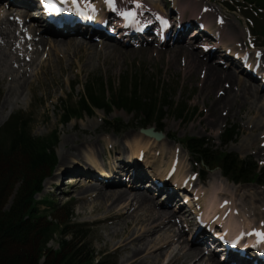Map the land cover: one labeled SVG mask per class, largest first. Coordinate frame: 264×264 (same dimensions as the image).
<instances>
[{
    "label": "rangeland",
    "instance_id": "obj_1",
    "mask_svg": "<svg viewBox=\"0 0 264 264\" xmlns=\"http://www.w3.org/2000/svg\"><path fill=\"white\" fill-rule=\"evenodd\" d=\"M211 1L214 2L212 7H214L217 12H221L228 23L226 27H221L223 32L226 33V36L224 37H226L225 39L228 45L233 43L236 47H241L246 39L245 35L248 28H251V30L257 34L258 37L256 39L258 45H264V36L262 37L261 32L256 29L257 20H255L253 15L255 21V27H253L247 20V17L251 15L248 14V10L245 7H238L236 4H233L235 10H231L232 8L230 7V9L225 3L226 0ZM148 2L156 4L158 8L163 9L162 4L165 0H148ZM208 2L209 0H202L199 6L194 9L192 8L195 10V14L199 12L201 4L207 5ZM11 13L12 12H10V14ZM14 15L15 14L13 13L11 15H7L4 11L2 12L0 10V18H4L5 16H10L11 18ZM194 17L195 16L191 13L187 16V18ZM214 19L215 17L213 15V20L211 21L212 25L215 23ZM11 21V25L7 23L10 27L6 25L4 28L9 33L10 44L7 45V48L4 47L3 49H0V64H3L0 68V99H2L5 95H3L2 90L8 86L11 79V72L14 69L19 70L20 75L23 72H26L23 79L26 83L37 85L38 81L36 74L38 71H41V65H54L55 77L61 80L62 86H57L52 96H48L42 88L37 91L30 92L28 87H25L22 95L17 98L11 106L4 111H1L0 109V128L4 126L13 115H19L32 120L31 129L34 136L48 137L51 136V134H54L58 137V144L55 149L58 158V166L45 180L44 191L42 194L37 195V200H44L45 197V200L53 202L52 204H49L48 201H44L45 205H42L41 207V210H44L43 215L47 212L50 213L47 217L48 220L56 218L57 222L63 223L64 225L67 221L69 228L76 222L82 224L80 234H86L85 242L93 251V256L96 262L107 259L115 261L116 264H129L127 262L129 254L127 252L121 253L115 251V247H117L115 245H117L121 240L119 238L120 236H117L116 234L123 230L125 224H118L112 220L97 221V218L106 214L108 208H103L97 213L93 212V207L100 202L95 199L97 191L93 192L91 190L87 192L86 195H80L78 193L79 189L74 188L73 190V188L68 186L67 183L70 181V176L73 175L84 177L83 180L87 183L83 184L87 185L91 182L96 183L99 170V165H97L98 163L106 166L108 169L118 168L122 170L124 166H127L128 164L126 165L127 162L123 161V158L139 154L137 139L139 138L138 134H142L140 129L143 123H145V120L136 119L133 114H128L127 112L119 109L114 110L110 116L108 115L106 117L102 110L97 109L92 116L84 115L82 118L72 119L67 124H61L62 107L75 106L80 94L84 92V85L87 81L97 80L101 82L104 80V82L109 85L111 83L118 82L121 76L124 78H135V76L143 75L145 78H150L154 81L155 84L158 85V89L160 87L167 90L169 89L173 98L171 100L180 102L183 101V104H186L190 109L196 108L195 115L188 123L182 121L172 113H168V109L165 111L168 113L167 116L157 122L156 125L158 126V129L163 130L160 133H168V139L158 145H149V147L142 150L146 151L150 148L148 150V154L153 166L156 167L154 170L155 176H157V174H164L169 166L171 167V159L174 155L172 151L173 148L181 145L180 140H183L188 136H197L206 139V142L210 144L220 146L221 134L223 130L226 127L230 128L231 126L237 127L239 136L236 141L231 142L228 146H226L227 151L237 154L241 159L251 160L252 163H257L261 167L264 166V147L261 146V142L264 141V114L259 116L256 113V110L258 111L261 103L264 104L262 95L264 91L260 94L261 101L259 100L256 103H253L252 99H250L249 102L246 101L244 105H240L237 101H234L233 103L235 104L233 112L230 111L226 116H224L223 113L224 108L220 107V110L218 111L220 115H222V118L215 124H212L209 122L208 118L212 113V101L215 98L218 99L219 95H221L219 92L232 88L234 92L232 91L231 97H234L237 94L241 97L240 94H242L243 90L242 85L245 86V84L242 83V85H232L231 82L225 81L220 85H213L211 88L204 89L202 87L204 69L201 67L198 68V71H196L197 73L192 72L191 67L188 65L185 58V53L182 52L177 54V50L169 48V46L164 48L149 44L139 48L134 45H120L116 42V40L105 41H108V43H115L119 47H115L116 50L113 48H107L106 46L103 47L101 43L93 41L97 44V51L102 53L101 61L97 59L93 60L91 66L85 72H80V68H72L69 72L61 74L58 63V54L64 57L65 67H69V60L73 59L69 57L72 50L69 51L65 46L51 48L49 44L39 48L38 51H35V54L30 52L29 49V55L34 57L33 61L29 62L28 65L24 67L23 71H21L22 69L20 70V67H16L17 65H14V61L15 58L18 57L22 60L25 58L24 52L28 45L25 44L23 46L24 40L22 39V45L19 47V50L15 49L18 45H13V40L18 36L22 37V34L20 29H18L14 24L13 18H11ZM259 23L261 22L257 23V28H260L261 24L259 25ZM232 30H235V33H229ZM233 35H235V37H233ZM202 42L203 39L198 40L194 50L191 48L187 49L189 51H196L199 57L203 59V61H206L208 56L199 47V44ZM1 45L6 46L5 44ZM11 53L13 55L11 58L8 56L6 57V55ZM48 54L50 55V58L47 59ZM92 55L93 54L90 53V56ZM105 59L108 60V64L104 63ZM207 62L209 64L212 63V61ZM107 65H111L112 67L107 69ZM219 67L221 70H229V68L225 65H220ZM3 78H6V80ZM243 78L247 79L245 77ZM42 80H45L44 76H42ZM247 81L250 82L248 79ZM75 83L78 84L75 88H73ZM56 85H59V83ZM47 89L50 91L51 87L46 85L44 90L47 91ZM158 91H160V89ZM115 118L122 121L118 122V124L116 122L117 120H114ZM107 121H113L122 129L120 131L115 130V128L107 124ZM132 129H136L137 134H134L135 131H133V136L130 135V131ZM127 133L130 134L125 137ZM90 136H93L96 144L89 148H87V146L82 147V151H84V158L85 160L87 159L88 162H81L76 158L77 156L72 158L67 156L66 161L60 155L62 151H66V149L79 144V141H83L84 137L90 138ZM129 136L132 137L131 140L129 139ZM163 137L164 136H161L162 140L165 139V137L164 139ZM69 138L70 142L67 143ZM133 144L136 147V150L133 149ZM182 149L184 151L180 153V158L182 161L181 164L183 163V168L181 167L178 170L180 173H184L185 170H188L187 161L191 157L183 147ZM260 153H262L261 156ZM64 164L69 165L63 166ZM191 165L194 167V170L202 171L201 165H196L193 161H191ZM138 167L142 168L141 172L138 171V175H145L154 169H146L147 167L144 166L143 163L138 164ZM138 167L137 169L140 170ZM2 168L4 173L2 176L5 183L3 185V190L5 191L6 196L2 199V203H0V205L2 204L3 209H9L10 206L14 204L16 192L20 185L18 179L23 175L22 172L25 168L21 158H14L11 161L9 169L8 163H4ZM63 169H65L66 174L60 175V172ZM71 169L77 170L78 172L76 174L69 173L71 172ZM219 171V168L204 172L202 171V176L207 178V180L206 182L204 181L201 184H198V186L199 189L206 190L207 198L211 197V192H213L212 190H215V185L217 183L224 182L223 178L219 175ZM126 177V175H124V177L116 175L114 180L119 181L125 179ZM213 181H215V184ZM138 182L139 183L134 184L131 189H128L131 195L133 192L139 191L138 188L145 190L142 182ZM204 184H206V186ZM239 185H242V187H240L241 189L238 187V184H236L238 189H233V192L226 190L222 192L223 195L219 192L218 195H220V197H233L236 207L240 208L244 215H246L244 219L247 217L252 222L255 221L258 223L259 220H262L259 218L264 216V186L257 182L240 183ZM52 186L56 187L53 188ZM111 188H118V186ZM78 196L83 198L80 200ZM154 197L156 205L159 209L167 208L164 206L166 204L165 197L161 195V193L155 194ZM171 204L172 205L169 209L176 210V208H173L175 206V202H171ZM50 205H52V207H48ZM106 205H108V203ZM116 210H119V208H115V211ZM177 216L178 217L174 218V222H176L177 225L175 230L178 232L179 229H182L181 232L184 237L189 239L188 241L191 244L190 240L192 238V233L186 226H184V221H182L183 225H181V222L179 221L180 217L179 215ZM172 235L173 232L167 234V236L170 237ZM60 238H62L60 234H55L52 240L48 243V247L52 248L53 251L58 249V242ZM66 238L71 239V234H69ZM149 238L150 237H146L141 241L143 242ZM179 245L178 241L173 239L170 244H165V246L162 247L164 254L158 260V264H165L169 257L178 250ZM153 253L155 252L152 250L142 253V257L146 264H149L154 260ZM204 256V258H206L211 255L204 254Z\"/></svg>",
    "mask_w": 264,
    "mask_h": 264
},
{
    "label": "trees",
    "instance_id": "obj_2",
    "mask_svg": "<svg viewBox=\"0 0 264 264\" xmlns=\"http://www.w3.org/2000/svg\"><path fill=\"white\" fill-rule=\"evenodd\" d=\"M117 83L106 86L104 82L95 81L87 84L85 94L80 96L77 105L63 108V123L84 113L92 115L93 108L103 109L108 115L114 108L134 112L141 119H148L146 124L164 119L166 109L185 122L195 114L196 108L190 109L183 101L171 100L169 89L160 87L158 91V85L150 79L121 77ZM108 123L115 127L112 122ZM235 134L234 128L228 129L223 134L224 144L232 141ZM57 142L58 137L54 134L34 136L31 120L24 116H12L0 129V203L6 196L3 164L8 163L9 169L14 158H21L25 168L18 179L20 185L14 204L9 209L0 205V264H116L107 259L95 263L93 251L85 242L86 234H80L82 224L73 223L69 228L67 221L64 225L56 218L48 220V212L43 215L44 210H41L36 195L43 191L44 179L57 166ZM184 142L198 161L217 164L236 181L264 178V170L256 172V165L250 167L247 162H240L235 154L213 150L202 139L190 137ZM55 234H60L62 238L59 239L58 249L53 251L48 243ZM69 234L71 239L66 238Z\"/></svg>",
    "mask_w": 264,
    "mask_h": 264
},
{
    "label": "bare ground",
    "instance_id": "obj_3",
    "mask_svg": "<svg viewBox=\"0 0 264 264\" xmlns=\"http://www.w3.org/2000/svg\"><path fill=\"white\" fill-rule=\"evenodd\" d=\"M8 1H10L11 3L15 2L14 0H8ZM184 2L186 4H189L192 1L185 0ZM182 5L184 6L183 3H182ZM198 5H199V2H196V0H193L192 7L195 8ZM0 8H1V6H0ZM34 14L38 15V17L42 18V14H40V13L38 14L36 12ZM204 16L206 18L207 17L213 18V16L210 14H205ZM100 17H105V16L103 14V15H100L99 18ZM215 17H216V15H215ZM7 21L9 22V20H7ZM10 24H11V22H10ZM3 26H4L3 21H1V23H0V38L6 39L7 40L6 44H7L9 42V39H8L9 33H7V31L5 32L3 30ZM46 29H48L47 32H51L49 29H52V27L50 25H48V27H46ZM53 31H55V30L53 29ZM51 33H53V32H51ZM54 33L63 34V32H60V31H55ZM184 33H186V31L181 32V34H184ZM229 33H234V31H231ZM233 37H235V35H233ZM82 38H85V39H82ZM86 39H88V40H86ZM38 42H39L38 45H41V46L45 43V45L49 44L51 48L65 46L68 48L69 51L72 50L69 54V57L73 58V59L69 60V67H65L64 57H62L58 54V63H59V69H60L61 74H65V73L69 72L72 68L73 69L74 68H80V72H85L91 66L93 60L97 59V60L101 61L102 53H99L97 51V44H95L93 42L91 35L88 37V34H85L84 37H81V38L78 36H71V37H67V38L66 37L48 38V39H45L43 37H39ZM103 42H105V41H103ZM103 42L101 43L103 47L106 46L107 48H113L115 50H116L115 47L119 48L115 43H110V42L108 43V41L105 43H103ZM3 48L4 47L2 45H0V49H3ZM169 48L176 49L177 54L182 53V52L185 53V55H186L185 58L188 62V65H190L192 72L198 71V68H201V67L204 69V71L206 72L205 77L202 81V87L204 89L205 88H207V89L211 88V87H213V85L214 86L220 85L225 81L231 82L232 85H242V83L245 84V86L242 85L243 90H242V94H240L241 97H239L238 94L235 95L234 97H231V94L233 91V89L231 88V89L223 90L224 92L221 95H219L218 99L215 98L212 101V106H213L212 107V113H211V116L208 118L210 123L215 124L219 119L222 118V115H220V113L218 111V110H220V107L224 108L223 113H224V116H226L230 111L233 112V108H234V104H235V103H233L234 101H237V103H239L240 105H244L246 103V101L249 102L250 99L253 100L252 101L253 103L258 102L261 99V95H260L261 91H259V88L257 87V85H255L251 82H248L247 79L243 78L244 77L243 75L238 74L235 70H233V69H229L228 71L221 70L218 65L212 64V63L209 64L207 62L208 59L206 61H203V59H201L199 57V55L196 53V51H189L185 45L178 44L176 46H172ZM185 50H186V52H185ZM187 52H188V56H187ZM90 53H92L93 55L90 56ZM7 56H9V55H6V57ZM18 61L21 63L22 68H24V64L22 63V61L21 60H18ZM104 63L108 64V60L105 59ZM116 64H118V63H116ZM25 65H27V64H25ZM2 66H3V64L2 65L0 64V68ZM111 67H112L111 65H107V69H109ZM24 74H26V72H23L20 75V71L15 70V69L11 72V79L9 81L8 86L2 90L3 95L4 94L5 95L2 99H0L1 111H4L9 106H11L15 102V100L22 95L25 87H28L30 92H34V91H37L38 89L42 88V90L45 91L48 96H52L55 88L57 86H62L61 80L55 77L54 65L51 66V64H42L41 65V71H38L36 74V78L38 81L37 85H33L32 83H26V81L23 80ZM42 76H44L45 80H42ZM3 79L6 80V78H3ZM57 83H59V85H56ZM46 85L51 87L50 91H48V89H47L48 92L46 90H44ZM262 95H263V99H264V93H262ZM236 106H237V104H236ZM256 113L259 116L261 114H264V104L261 103V106L258 109V111L256 110ZM253 128H255V127H253ZM135 130L136 129H132L130 131L131 134L127 133L125 137H127L129 134L133 136L132 133ZM156 130H157V128H156ZM134 134H137V133L135 132ZM166 134H168V133H166ZM138 135H139V138L137 139V142H138L137 144L139 146L140 152L142 151L141 149H146L147 147H149V145H151V146H153L154 144L158 145V144L162 143L163 141H165L166 139H168L166 137L164 140H156L155 138H152L150 136H146L144 134H138ZM129 139L131 140L132 137L129 136ZM78 140H81V139H78ZM69 142H70V138L67 141V143H69ZM95 144H96V141L94 140L93 136H90V138L84 137L83 141L81 140V142L79 141V144H77L76 146L70 147L69 149H66V151H62L60 153V155L66 161H67V158H66L67 156H70L71 158L74 156H77L76 158L78 160L86 163L88 161H87V159L85 160V158H84V151H82V147L87 146V148H89ZM132 147L134 150H136V147L134 146V144L132 145ZM260 151L262 152L261 149H260ZM172 152L174 155H177L179 153V151H177L176 147L173 148ZM262 153H260V156L262 155ZM139 155H140V153L137 154V156H139ZM64 160H63V162H64ZM149 162H151V161L149 160ZM68 165L69 164H67V165L64 164L63 166H68ZM97 165H99V167L102 166L100 163H98ZM75 167H73V168H75ZM63 168H65V167H63ZM72 169H71V172H69V173L76 174L78 172L77 170H72ZM185 172H187V170H185ZM185 172H184V174H186ZM60 173H61V175L66 174L65 169H63ZM152 174L155 177V179L162 178L161 174H157V176H155L154 171ZM104 175L107 176L105 178V182H111L110 184L104 185V183H101V182L100 183L91 182L92 183L91 184L89 182L90 184L86 185V184H83V183H87L86 181L83 180L84 177H77V175L70 176V181L75 182V184L72 186V188H73V190H74V188L79 189L78 193L80 195H86V193L91 191V190L93 192L97 191L95 199H97V201H100V202L96 206L93 207V212L97 213L98 211H101L103 208L108 207L106 214L102 217L97 218V221L112 220L118 224L119 223L125 224V226L123 227V230L116 234L117 236H120L119 238L121 240L119 241V243L117 245H115V246H117V247H115V251L121 252V253L127 252L129 254L128 258H127V262L129 264H146L145 260L142 257V253L149 251V250H152L155 252V253H153L154 254V260L151 261L149 264H158V260L164 254V250L162 247L165 246V244H170L172 242V239L178 241V243L180 245H179L178 250L169 257L168 261L165 264H224V262H220L217 259H215L214 255L204 258L205 257L203 254L204 246L201 243H197V242L192 241L193 244L192 243L190 244L188 241L189 239L184 237L183 233L181 232L182 229H179L178 232L175 230L177 225H176V222H174L175 221L174 218L177 217L178 211H183V208H179L178 210L174 211L172 209H169L168 206L172 201L173 202L177 201L175 203H178L179 207L183 206L182 202L180 201V194L179 193L175 192L174 190H172V193L176 194L177 196H174L172 193H170V194L168 193V195L166 196V199H165V201L167 203V204H165V206L167 208L166 209H159L156 205L154 194L151 195L150 193L148 194L145 191L139 190V191L133 192V194L131 195L129 193L130 191L127 188H124L121 186H119L118 188H111L110 186L114 187V185H112V184H118L121 181H117V183H115L116 180H110L108 177L112 176L111 171H109V173L105 172ZM219 175L223 178V181L225 182V184H224V182L217 183L215 185V190H212L213 192H211V195H210L211 197H209V198H207L206 193H205V199L207 200V201L205 200L207 203V212H208V210H209V212L210 211L211 212L212 211L217 212L220 210V208H221L220 202H221L222 198H220V195H218L219 192H220V194L226 190L229 192H233V189L237 188L235 185H233L232 182H229L226 178H224L220 171H219ZM147 183H149V182H147ZM213 183L215 184V181H213ZM238 187L240 188V187H242V185H238ZM152 189L153 188H150L149 192L154 191ZM180 192H181V190H180ZM78 198L81 200L83 197L78 196ZM193 199H194V197H192V200ZM231 200L232 201L230 202V205L228 206V208H230V209H232V211H234L235 210L234 208L236 207V205L234 204L233 197ZM107 203H108V205H106ZM192 204L193 203L190 202V204L187 205L184 210H187V208L190 207ZM117 207L119 208V210L115 211V208H117ZM193 207H195V205H193ZM232 218L233 219H231L228 224H234L235 225L237 223L235 221L236 217L233 216ZM259 219H264V216H261ZM258 222H260V220ZM204 224L209 226L208 223L206 222V220H204ZM243 224H245V223H241L239 225L241 226ZM246 224H247V226H250L249 222L248 223L246 222ZM230 227L232 229L236 228L233 225H231ZM171 232H173V235L171 237L167 236V234L171 233ZM146 237H150V238L142 242L141 240L146 238ZM198 238L200 239L201 237H198ZM230 253H231V255L227 254V256L225 258L226 262H228V260H231V259H229L230 257H232V259H233L235 256L234 252H230ZM228 263L230 264V262H228ZM242 263L252 264L249 262H242Z\"/></svg>",
    "mask_w": 264,
    "mask_h": 264
},
{
    "label": "snow or ice",
    "instance_id": "obj_4",
    "mask_svg": "<svg viewBox=\"0 0 264 264\" xmlns=\"http://www.w3.org/2000/svg\"><path fill=\"white\" fill-rule=\"evenodd\" d=\"M64 2L67 3V0H64ZM107 2L112 7H115V0H107ZM48 3L53 6V10H57V11H63V10L72 11L73 10L71 8H68V9L57 8L56 5H55V0H48ZM72 3L73 4H77V0H72ZM76 10H79L78 6H77ZM121 15H124V16L129 17V18H134L136 13L133 12V11H127V12H122ZM257 235H259L261 237V239H264V233H257Z\"/></svg>",
    "mask_w": 264,
    "mask_h": 264
}]
</instances>
